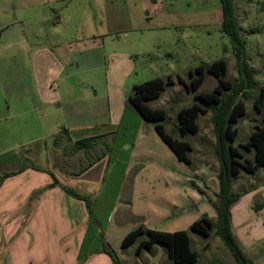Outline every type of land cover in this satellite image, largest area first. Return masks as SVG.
Instances as JSON below:
<instances>
[{
  "label": "crops",
  "instance_id": "0c3cea01",
  "mask_svg": "<svg viewBox=\"0 0 264 264\" xmlns=\"http://www.w3.org/2000/svg\"><path fill=\"white\" fill-rule=\"evenodd\" d=\"M161 1L0 0V74L15 76V84L12 80V84L3 81L0 86V124L9 118H18L20 123L30 118L44 131L51 125V130L56 129L54 135L60 138L56 143L53 135L42 134L40 139H49L43 147L39 142L35 148L14 154V164L0 165V176L16 173L0 184V264H25L27 252L34 256L48 253L52 264H111L101 248L91 246L89 234L100 237L101 244L102 240L108 243L123 264H175L159 244L138 254L139 242L123 248V240L139 227L164 233L189 232L192 224L204 215L216 220L217 194L215 199L203 193L195 182L197 172L183 167L156 131L144 129V121L130 145V159L123 174V185L129 180L128 197L115 199L112 220L110 216L106 224H101L94 209L89 214L84 201L71 197L58 186L50 187L55 178L60 185L89 197L92 204L99 200L91 199V191L103 179V168H97L99 163L75 168L73 163V158L83 154V150L72 147L83 139V118L99 114L83 111V82L71 78L83 77V56L87 59L83 52V20L87 26L102 25L88 34L89 39L133 34L128 51L121 54L127 68L135 69V60L144 68H155V64H148L143 58L148 53L146 49L161 45V30L180 28L175 15L170 18V14L160 12ZM212 15V10L206 9L195 16L209 22ZM94 16L97 20L93 21ZM139 32L138 37L134 35ZM117 39L121 41L120 37ZM24 76L32 79L24 80ZM41 76L54 78L42 88L38 79ZM137 85L140 84L133 87ZM48 93L50 98L45 97ZM111 134L99 132L91 136H102L99 140L106 150L96 161L107 159L110 144L104 139ZM4 154L6 151L0 152ZM42 159L44 166L40 165ZM168 159L173 166L181 167V173L172 171ZM133 172L134 176H130ZM147 187L155 197L136 199L138 189ZM172 189L175 193L170 199L163 196ZM235 190L233 183L232 192ZM237 193L245 196L230 206L232 231L245 254L255 264H264V189L244 188ZM120 208L124 211L117 217ZM93 219L99 222L97 229L92 227ZM130 249L132 253L123 254Z\"/></svg>",
  "mask_w": 264,
  "mask_h": 264
},
{
  "label": "rangeland",
  "instance_id": "374dc122",
  "mask_svg": "<svg viewBox=\"0 0 264 264\" xmlns=\"http://www.w3.org/2000/svg\"><path fill=\"white\" fill-rule=\"evenodd\" d=\"M206 9L213 12V20L209 22H203L202 19L199 20L195 16ZM159 10L170 14V18L175 15L174 17L180 20V28L171 27L161 30L159 32V36L163 39L161 45L154 47V49L150 48V51L146 49L148 53L143 58L148 64H155V68H144L140 61L135 60V69L129 70L126 66V60L121 54L128 51L129 40L135 36L130 33H119L113 36L107 35L89 39L87 38L88 34L101 29L102 25L96 23L94 26H87L83 20V52H86L87 59H84L83 56V77L72 76L71 78L83 82V111L99 113L95 118H83V138L94 136L99 132H113V134L104 139L107 144H110L105 161H96L98 156H102L101 154L106 152L101 145V140H98L93 150H83V154L80 152L73 158V163L75 168L82 165L85 167L91 162L93 164L99 163L97 164L98 169H106L105 172L102 170L101 173L103 179L99 180L97 185H93V192L91 191V199H99L96 204H92V209L103 225L108 222L110 216L109 220L113 218L111 210L115 199H127L128 197L129 180L123 185V174L130 159V145H132L140 129L141 122L144 121L145 130L151 128L155 132V123L143 119L128 102V97L133 94L134 85L154 78L166 79L167 76L171 75L170 77L174 82L172 86L167 87L162 92L160 98L150 101L148 104L153 108H162L167 112L166 120L159 123L164 125L168 134L176 139L187 141L192 146V152L189 155L191 165L188 166L184 162H181V165L198 173L194 176L195 182L201 186L200 189L203 193L216 199L219 190L220 166L216 154V137L211 122V113L201 115L198 118L199 131L195 135L190 134L182 137L175 130V126L178 123V112L184 107H189L195 101L194 92H189L178 81V76L189 83L190 69H195L201 64L225 59L227 79L235 82L237 78L234 51L229 38L222 32L221 28V2L220 0H162L159 4ZM234 14L241 28V37L246 42L248 63L256 71V91L258 93L264 87V0H234ZM94 20H97L95 16L93 17ZM171 20L174 22L173 18ZM44 35L47 37L48 30L44 31ZM134 35L138 37L141 34L139 32ZM119 37L121 41L117 39ZM159 56L162 57L161 60L157 59ZM23 78L27 80L31 77L24 76ZM39 78V83L43 88L45 85H49L50 78L53 79L54 77L41 76ZM11 80L15 84L14 75H8L6 72L0 74V86H2L3 81L11 83ZM34 81L36 82L35 78ZM216 85V78L206 74L202 86L196 93L211 92ZM50 94L48 93L45 97L50 98ZM51 96L53 97V95ZM63 99L65 98L63 97ZM246 108V114L235 125L239 134L233 143L240 149L241 162H245V159L254 161V151L245 150L240 145L248 142L251 133L263 122V114L254 109L252 100L246 101ZM56 120H60V117H57ZM62 126L65 125L62 124ZM49 127L44 131L41 125L30 118H25L21 123L18 118L13 120L9 118L3 121L0 124V152L6 151V154L0 155V165L14 164V154L24 153L23 149L35 148L39 142L43 147V144L48 143L49 139H40L42 134L53 135L52 138L58 142L60 138L58 139V136L53 133L56 129L51 130V125ZM162 143L164 142L162 141ZM72 147L74 148V146ZM168 149L172 155H175L169 147ZM159 153L162 154L161 151ZM44 163L42 159L40 165L44 166ZM167 164L173 167V172L181 173V167L177 164L173 166L170 159L167 160ZM130 176H134V172ZM130 181H132L131 178ZM234 183L236 189L233 191L234 195H238L237 192L244 188L248 190L249 188L262 187L264 189V168H260L254 175L242 171ZM151 190L148 187L142 191L138 189L136 199L155 197ZM143 193L144 196H141ZM174 193L175 190L172 189L171 193H166L163 196L166 195L170 199ZM244 196L243 193H240L237 199ZM122 211L124 209L120 208L117 217L122 215ZM91 222L94 229L99 227V222L97 223L94 219ZM129 222L133 223L132 221ZM188 233L192 240V248L199 252L201 260L220 258L224 264H235L228 249L213 232L208 237L190 230ZM95 236L92 237L89 234V238L91 237L89 239L90 244L94 249L101 248V239ZM128 252L132 253L133 249L125 250L123 254L126 255ZM39 254V256H34L27 252L24 258L25 264L27 261H29L27 263L33 262L32 264L53 263L49 260L48 253ZM82 261L83 254L80 259V262Z\"/></svg>",
  "mask_w": 264,
  "mask_h": 264
},
{
  "label": "trees",
  "instance_id": "16d2710c",
  "mask_svg": "<svg viewBox=\"0 0 264 264\" xmlns=\"http://www.w3.org/2000/svg\"><path fill=\"white\" fill-rule=\"evenodd\" d=\"M222 6V32L229 38L234 51L237 78L235 82L226 77L227 63L225 59H219L212 63H205L195 69H190V82L187 83L180 76L178 81L183 84L189 92H194V102L189 107L182 108L178 114V123L175 130L182 137L190 134L195 135L199 131L198 118L201 115L211 113V122L216 137V154L219 161V192L215 208L217 218L215 221L208 216H202L194 222L191 231L208 237L212 232L218 236L232 255L235 264H255L244 252L236 239L231 226V204L239 195H234L232 186L242 171L248 174H256L260 168H264V87L256 91V71L247 60L246 42L241 37V28L234 14V0H220ZM206 74L214 76L217 85L211 92L196 91L202 86ZM174 84L172 78H156L134 87L133 94L128 97L132 105L143 119L155 123L154 128L161 139L175 153L177 158L187 165H191L190 153L192 146L189 142L176 139L168 134L160 121L167 118V112L162 108H153L148 102L160 98L162 92ZM252 100L253 107L258 113L263 114V122L251 133L250 139L241 148L254 151V161L245 159L241 162L240 149L233 145L239 131L235 127L239 119L246 114V101ZM67 134V130H63ZM100 137H88L74 142L75 150H93ZM56 143H58L55 140ZM105 147L108 146L105 144ZM101 158L98 156L97 159ZM91 162L89 165H92ZM21 168V170H23ZM20 170V171H21ZM16 173H5L0 176V184L7 177ZM58 186L73 198L85 202L89 214L92 215V202L89 197L81 196L69 187L62 186L54 178L50 187ZM135 242H139L137 253L144 249H150L155 244L163 246L169 258L175 264H224L220 258L201 260L198 251L192 248L191 238L187 231L176 233H164L148 230L145 227L129 233L123 240L122 247L128 248ZM101 251L109 256L111 264H123L122 260L102 240Z\"/></svg>",
  "mask_w": 264,
  "mask_h": 264
}]
</instances>
